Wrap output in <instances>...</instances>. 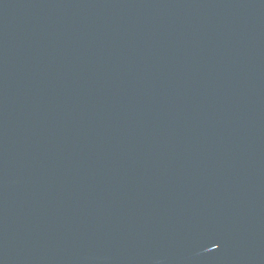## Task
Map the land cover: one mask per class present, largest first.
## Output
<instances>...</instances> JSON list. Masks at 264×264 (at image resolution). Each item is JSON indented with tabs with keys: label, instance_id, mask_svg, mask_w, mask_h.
<instances>
[{
	"label": "water",
	"instance_id": "1",
	"mask_svg": "<svg viewBox=\"0 0 264 264\" xmlns=\"http://www.w3.org/2000/svg\"><path fill=\"white\" fill-rule=\"evenodd\" d=\"M0 264H264V0H0Z\"/></svg>",
	"mask_w": 264,
	"mask_h": 264
}]
</instances>
